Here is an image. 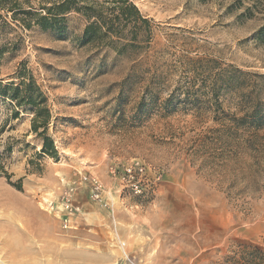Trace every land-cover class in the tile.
Masks as SVG:
<instances>
[{
	"label": "rangeland",
	"instance_id": "rangeland-1",
	"mask_svg": "<svg viewBox=\"0 0 264 264\" xmlns=\"http://www.w3.org/2000/svg\"><path fill=\"white\" fill-rule=\"evenodd\" d=\"M131 1L154 24L135 56L80 44V14L58 34L0 10V81L34 78L59 155L35 156L31 113L12 117L0 97V264H115L117 243L136 264H242L243 246L264 250V0ZM247 112L262 118L230 120ZM135 162L140 194L120 180Z\"/></svg>",
	"mask_w": 264,
	"mask_h": 264
},
{
	"label": "trees",
	"instance_id": "trees-1",
	"mask_svg": "<svg viewBox=\"0 0 264 264\" xmlns=\"http://www.w3.org/2000/svg\"><path fill=\"white\" fill-rule=\"evenodd\" d=\"M0 10L25 29L36 26L58 34L66 30L70 14H80L86 22L77 37L80 44H97L124 56L140 54L149 45L154 29L152 19L140 13L131 0H0ZM14 78L17 81H0V97L12 104V117L31 113L30 133L39 144L34 155L58 161L54 139L49 135L52 113L46 94L31 75L17 73ZM259 115L247 112L230 120L237 126L262 118ZM16 188L20 189V183ZM240 253L242 264H264L262 248L245 245Z\"/></svg>",
	"mask_w": 264,
	"mask_h": 264
},
{
	"label": "built area",
	"instance_id": "built-area-1",
	"mask_svg": "<svg viewBox=\"0 0 264 264\" xmlns=\"http://www.w3.org/2000/svg\"><path fill=\"white\" fill-rule=\"evenodd\" d=\"M123 173L120 176V180L124 183L127 184V186H130L132 192L134 194H140L142 192V186H141V176L144 175L145 169L143 168L142 165H140L138 162H135L134 165H129L128 167H125L123 169ZM112 173H115L113 170ZM79 183H85L89 187L90 191V199L93 202H99L102 203V206L108 207V203L103 200V192H104V187L101 184V181L99 178L92 174H81ZM74 188H72L71 184L69 185L68 190H64V193L61 195V212L63 213L61 216V220L63 222L62 227L65 229L68 225V217L72 213L78 210L76 206H73L68 200V192H71ZM115 264H136L134 260L128 259V258H123L121 260H118L115 262Z\"/></svg>",
	"mask_w": 264,
	"mask_h": 264
},
{
	"label": "crops",
	"instance_id": "crops-1",
	"mask_svg": "<svg viewBox=\"0 0 264 264\" xmlns=\"http://www.w3.org/2000/svg\"><path fill=\"white\" fill-rule=\"evenodd\" d=\"M39 211V210H38ZM40 212V211H39ZM41 213V212H40ZM109 218L111 219V221H112V223H111V228H113L112 229V232H114V234L116 233V235L118 234L117 233V221H116V219H115V216H114V214H113V211L111 212V213H109ZM119 241V240H118ZM117 245H118V247H119V252H120V256H121V258H128V259H131V256L132 255H130V253L128 252V251H126L125 249H124V245H120L119 243H117Z\"/></svg>",
	"mask_w": 264,
	"mask_h": 264
}]
</instances>
